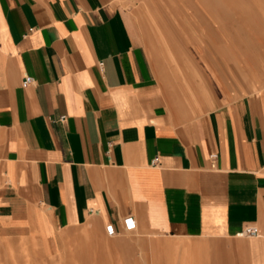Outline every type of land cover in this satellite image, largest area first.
I'll return each instance as SVG.
<instances>
[{
	"label": "crops",
	"instance_id": "obj_1",
	"mask_svg": "<svg viewBox=\"0 0 264 264\" xmlns=\"http://www.w3.org/2000/svg\"><path fill=\"white\" fill-rule=\"evenodd\" d=\"M129 1L0 0V264L74 228L102 261L264 264V0L198 1L220 24L182 30L174 64Z\"/></svg>",
	"mask_w": 264,
	"mask_h": 264
},
{
	"label": "rangeland",
	"instance_id": "obj_2",
	"mask_svg": "<svg viewBox=\"0 0 264 264\" xmlns=\"http://www.w3.org/2000/svg\"><path fill=\"white\" fill-rule=\"evenodd\" d=\"M182 0H130L128 7L134 14L136 22L142 32L147 49L153 47L154 51L159 52V57L169 64L175 63L177 56L180 54L165 53V47L169 46L168 51L172 52L179 48V37L182 30H189L191 33L204 30L206 35H213L216 24L211 17H207L201 13H205L204 7L202 11L198 9V1L187 0L189 6H182ZM205 3V9L214 10V4L219 7L221 3H228L229 0H201ZM238 14L239 19L242 13L246 10V0H238ZM218 8V7H217ZM219 9V8H218ZM207 13V11H206ZM205 13V14H206ZM219 13V11H218ZM208 14V13H207ZM245 18V17H243ZM225 24V22H223ZM174 48H173V47ZM160 51L164 53L160 54ZM156 57V54H154ZM81 229H65L59 233V246L56 249L47 251L49 254L46 258L45 264H149V262L134 261L132 248L126 252L118 254H110L107 261H102L103 255L99 248L91 246L90 248L81 245L82 236ZM135 231L123 233L127 240L133 241L135 238ZM92 238L98 241L95 233H91ZM71 237L73 238L74 247L71 246ZM76 243H79L76 245ZM99 249V250H98ZM87 250V251H86ZM99 251V252H98ZM171 262V261H170ZM176 264V260L171 262ZM170 264V263H168Z\"/></svg>",
	"mask_w": 264,
	"mask_h": 264
},
{
	"label": "built area",
	"instance_id": "obj_3",
	"mask_svg": "<svg viewBox=\"0 0 264 264\" xmlns=\"http://www.w3.org/2000/svg\"><path fill=\"white\" fill-rule=\"evenodd\" d=\"M32 82H33V78L31 76H24L22 78L21 85L24 86V85L30 84ZM58 120L63 121L64 116L63 115L59 116ZM214 157H215L214 154L208 155V158L210 160H213ZM151 163H154V159L151 160ZM121 224L125 230H130L131 228H133L134 222L130 216H126L121 220ZM104 232L108 236H111L114 234V230H113L112 226L109 224L104 226ZM236 235L241 236V237L257 236L258 230H257L256 226H254V225H246L239 232H237Z\"/></svg>",
	"mask_w": 264,
	"mask_h": 264
},
{
	"label": "bare ground",
	"instance_id": "obj_4",
	"mask_svg": "<svg viewBox=\"0 0 264 264\" xmlns=\"http://www.w3.org/2000/svg\"><path fill=\"white\" fill-rule=\"evenodd\" d=\"M242 238V237H241Z\"/></svg>",
	"mask_w": 264,
	"mask_h": 264
}]
</instances>
